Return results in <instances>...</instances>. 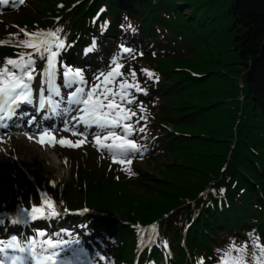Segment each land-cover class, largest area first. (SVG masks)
Masks as SVG:
<instances>
[{"label": "trees", "instance_id": "1", "mask_svg": "<svg viewBox=\"0 0 264 264\" xmlns=\"http://www.w3.org/2000/svg\"><path fill=\"white\" fill-rule=\"evenodd\" d=\"M24 1H10L12 20L0 16V67L34 53L21 43L26 33L56 28L66 44L59 69L67 62L111 70L110 59L119 56L123 75L106 86L118 94L122 82L133 83L134 70L147 89V95L129 89L131 105L114 97L136 112L124 123L133 125L129 138L142 146L122 158L153 161L155 174L114 162L107 149L98 151L106 164L98 163L94 142L85 158L68 164L66 177L53 181L7 163L0 166V214L40 207L46 193L63 215L18 224L4 217L0 236L73 241V261L86 264H133L139 246L137 264H197L201 258L221 264L233 245L245 249L232 253L242 264H256L249 246L264 248V0H36V11L24 9ZM125 16L135 33L121 29ZM94 37L96 50L86 56ZM121 45L134 52L123 53ZM33 58L37 69L43 60ZM96 75L84 73L100 92L105 81ZM161 157L168 161L161 164ZM80 208L92 212H73ZM151 222L157 225L154 243L145 238ZM253 230L255 240L249 238ZM165 240L171 254L162 247Z\"/></svg>", "mask_w": 264, "mask_h": 264}, {"label": "snow or ice", "instance_id": "2", "mask_svg": "<svg viewBox=\"0 0 264 264\" xmlns=\"http://www.w3.org/2000/svg\"><path fill=\"white\" fill-rule=\"evenodd\" d=\"M18 2L23 3V0H18ZM0 3L6 4L8 0H0ZM101 11H104V9H101ZM123 19L124 22L120 25L121 29L127 28L135 33L137 29L132 25L129 18L125 16ZM107 24L108 22L106 21L101 26L102 32L107 27ZM61 31L62 29L56 28L55 30L26 33L30 39L24 40L21 43L34 49V53L29 54L27 58L21 53L19 59H8L4 66L0 67V121H3L5 118H11V116L16 114V109L19 108L21 104L31 102L34 99L33 88L31 86V82L35 79L34 72H36V60L33 58L34 55L47 62L46 68H44L40 74L45 77L48 85V95H45V90L43 88L40 90L39 108L43 109L46 105H51L52 111L55 112L56 109L60 107L59 102L52 99V95L54 94L57 97L61 95L60 88L55 84L57 57L60 55L61 50L66 48L65 40L60 36ZM96 47V38L94 37L91 46L84 49V54L87 56L93 53ZM120 51L125 54H132L134 49L121 45ZM118 60L119 56L112 57L110 59V65H115V67H111V70L106 69L105 71H101L96 75L95 80L98 81L103 77L105 81V86L100 92H98L100 88L99 84H94L89 91H86L83 86H77L88 83L85 80L84 72L81 68L77 67L73 69L72 67L62 66L63 87L69 90L74 89L67 95L68 103L76 106L74 109L76 112L82 113V115L79 116L73 115L71 117V128L65 124L63 131H72L73 135H76V126L79 124L84 129V131L79 134L86 138L90 134L87 130L92 126H96L98 129L106 131V134H104L103 131L91 133V135L95 137L96 145L101 149H107L112 152V159L114 162L131 165L132 159H117V153L141 152L142 146L134 139L129 138L134 130L133 125L131 123H123V121H130L132 117L137 114L136 112L130 111V109L120 107L115 103L114 97L119 95L121 101L127 99V103L131 105L135 97L129 89L134 88L135 92L145 95H147V89L142 88L139 83L136 82V72L134 70L129 73L133 83L129 84L127 80L122 82L118 94L107 87L106 85L111 84L114 77L123 75L120 71L123 65L118 63ZM141 71L144 72L148 78H154L158 82L159 77L155 76L154 72L147 69ZM105 100L108 101L107 104L104 103ZM81 105L82 107H79ZM63 111L68 112L69 109L64 108ZM141 111H144L142 105ZM141 119L146 120L147 117L142 116ZM117 128H122L120 135L114 130ZM145 130V127L139 128V132L141 133ZM55 131H60V129H56ZM46 138L49 142H55L71 148H78L85 143V140H76L73 142L72 140L64 138L56 141L53 133L45 128L40 135V143H44ZM108 140L112 142L105 143V141ZM124 171H126L129 176L135 174L130 168H125ZM224 191V189H220L221 193ZM5 215L6 214H0V226H4ZM24 215L29 216L32 221H37L38 219H58L63 213L57 210L54 206V202L47 198V194L45 193L44 205L40 207L32 206L31 212H25ZM22 219L23 217H21L18 212L16 214V219L12 220L11 223L18 224ZM156 230L157 225L153 224L150 229L152 235L148 237V240L153 243L155 242ZM38 234L44 236L45 232L41 231ZM48 235L51 236L52 234L49 233ZM57 236H59V233H57ZM249 238L255 240V230L249 233ZM71 243H73V241L49 238L41 240L40 243L37 244L35 239L21 237V239L18 240L17 237L13 235L9 241H0V264H33V262L34 264H67L68 257L66 255L62 256L61 253L64 251L65 247ZM76 243H78V241ZM150 246L151 244L149 247ZM162 247L167 249L168 245L166 240L163 242ZM249 247L251 249L250 255L256 261V264H260L261 260H264V248H259L255 243ZM258 248L261 254L259 257L256 255ZM233 250L240 254H243L245 251L244 248H235L233 245L232 249L222 253L221 264H242L241 256H233ZM73 251L75 254L76 252H82L83 249H75ZM217 251L219 252L220 250ZM197 264H204V259L201 258L197 261Z\"/></svg>", "mask_w": 264, "mask_h": 264}, {"label": "rangeland", "instance_id": "3", "mask_svg": "<svg viewBox=\"0 0 264 264\" xmlns=\"http://www.w3.org/2000/svg\"><path fill=\"white\" fill-rule=\"evenodd\" d=\"M36 3H37L36 0H25L24 9L30 11H36L37 10V7L35 5ZM13 9H14L13 7L8 6V3L6 4L0 3V15L4 17L5 20H12L14 18L15 12L13 11ZM185 12L188 13L189 10L186 9ZM46 66H47V62L46 60H43L42 64L37 68L36 72H34L35 79L33 82H31V86L33 88L34 93L40 92L42 88L46 90L45 88L48 87L45 77L42 76V74H40L42 73L43 69L46 68ZM96 70H97L96 67L89 70L88 75H91L92 73L96 74ZM77 86H83L85 88L87 87L86 85H77ZM57 87L60 88V92H61V95L57 97V100L59 101L60 106L63 107L62 109L68 108L69 111L62 112L61 116L64 119V121L56 128V129H60V131H55L56 129L52 131L53 136L55 137L56 141L62 138L64 139L71 138L73 142H75L77 139H80V140H85V143H83L78 148H71L65 145H60L55 142L51 144L47 142L44 143L37 142L38 152L32 155H27L26 151L20 153L18 150H15L12 147L7 148L3 144V140H4V136L10 133V131H2L0 132V166L2 168L5 167L7 163H11V168L13 171H16L19 168H21L22 170L28 172V174L31 177H44L55 180L62 176L66 177L68 174V164L77 163L90 153V149L92 145L90 138L95 139V137L91 135V133L97 131H103L104 134H106V131L100 130L96 126H92L90 129L87 130L90 134L85 138L84 136L79 134L84 131L83 127L79 124L76 126L77 129L76 135H73L72 131H67V132L63 131L65 124H67L69 128H71L72 125L71 117L73 115L79 116L82 115V113L76 112L74 110L76 106L70 105L68 103L67 95L69 94L70 91L74 89L69 90L63 87V76L61 78V81L57 82ZM79 107H82V105ZM30 142H31L30 139H26V146H28ZM117 154L123 156L125 153H117ZM61 155H63L62 160H60ZM92 156H93L92 158H94L97 162L101 160V157L98 155V153H95ZM132 161L136 168H139L140 170H150L155 174L153 161H146L145 159H139L137 157H134ZM2 179H3V174L0 171V180ZM27 238L31 239L30 237ZM46 239L47 238H44L43 240ZM0 241L6 242L7 240L0 237ZM83 254L84 252L82 251V255ZM61 255L64 256L67 254L65 252H62ZM67 264H73V263L67 262Z\"/></svg>", "mask_w": 264, "mask_h": 264}, {"label": "bare ground", "instance_id": "4", "mask_svg": "<svg viewBox=\"0 0 264 264\" xmlns=\"http://www.w3.org/2000/svg\"><path fill=\"white\" fill-rule=\"evenodd\" d=\"M6 24V23H5ZM10 24V23H9ZM54 25V24H53ZM8 26V25H7ZM9 27V26H8ZM56 28V27H55ZM89 72V71H88ZM95 75V74H94ZM43 76V75H42ZM39 77V76H38ZM95 77V76H94ZM41 78V77H40ZM42 79V78H41ZM34 81V80H33ZM39 82V81H38ZM43 87V86H42ZM46 89V88H45ZM62 114V113H61ZM2 128V127H0ZM26 137L22 135L20 132L11 134L8 133L4 136L3 144L8 148L12 147L15 150H18L20 153L26 151L27 155H32L37 153V141L35 139H31V142L28 146H26ZM63 159V155L60 156V160ZM58 163V162H57ZM94 208V207H93ZM96 208V207H95Z\"/></svg>", "mask_w": 264, "mask_h": 264}, {"label": "water", "instance_id": "5", "mask_svg": "<svg viewBox=\"0 0 264 264\" xmlns=\"http://www.w3.org/2000/svg\"><path fill=\"white\" fill-rule=\"evenodd\" d=\"M158 161H159L160 163H165V162H167L168 160H164L163 158H159Z\"/></svg>", "mask_w": 264, "mask_h": 264}]
</instances>
